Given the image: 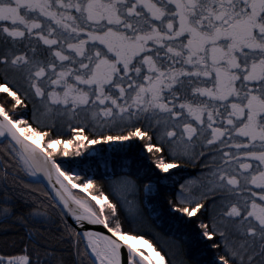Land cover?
Instances as JSON below:
<instances>
[{
	"label": "snow or ice",
	"instance_id": "6c2138e0",
	"mask_svg": "<svg viewBox=\"0 0 264 264\" xmlns=\"http://www.w3.org/2000/svg\"><path fill=\"white\" fill-rule=\"evenodd\" d=\"M0 264H264V0H0Z\"/></svg>",
	"mask_w": 264,
	"mask_h": 264
}]
</instances>
